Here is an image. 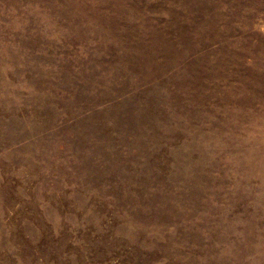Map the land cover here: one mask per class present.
I'll return each mask as SVG.
<instances>
[{"label":"rangeland","instance_id":"rangeland-1","mask_svg":"<svg viewBox=\"0 0 264 264\" xmlns=\"http://www.w3.org/2000/svg\"><path fill=\"white\" fill-rule=\"evenodd\" d=\"M0 264H264V0H0Z\"/></svg>","mask_w":264,"mask_h":264}]
</instances>
